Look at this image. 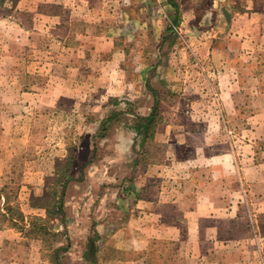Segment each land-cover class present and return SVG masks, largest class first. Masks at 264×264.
<instances>
[{"label": "rangeland", "instance_id": "rangeland-1", "mask_svg": "<svg viewBox=\"0 0 264 264\" xmlns=\"http://www.w3.org/2000/svg\"><path fill=\"white\" fill-rule=\"evenodd\" d=\"M147 3L153 4L0 0V194L6 200L4 206L0 199V208L21 229L22 264H56L63 254L54 252L55 245H66L63 235L39 229H58V220L46 223L34 215L35 205L45 206L50 193L61 192L57 179L83 176L82 190L69 185L66 194L88 197L90 189L100 196L108 188L104 176H111L113 193L136 159L128 144L134 140L139 152L145 142L120 136L118 126L95 138L111 96L102 77L70 70L89 59L98 67L111 43L116 50L138 48L141 31L148 33L144 45L156 50L154 21H126L152 18L153 8L144 15ZM164 22L162 51H183L177 21ZM181 79L160 87L166 118L138 156L140 169L158 167L148 195L160 192L162 200L153 205L158 216L151 210L140 218L144 224L132 222L137 231L141 224L145 241L123 254L124 264H264V87L261 104L228 111L201 80ZM206 95H213V104ZM4 226L11 223L0 217Z\"/></svg>", "mask_w": 264, "mask_h": 264}, {"label": "crops", "instance_id": "crops-1", "mask_svg": "<svg viewBox=\"0 0 264 264\" xmlns=\"http://www.w3.org/2000/svg\"><path fill=\"white\" fill-rule=\"evenodd\" d=\"M152 3L151 7L147 3L143 8L144 15L154 9L156 13L152 18H129L126 21H154L150 38L156 42V50H149L144 45L148 33L146 35L141 31L138 48L118 47L116 50L111 43L110 52L102 53L98 58L100 63H94L98 67H94L89 59L90 62L83 67L70 70L72 74L81 71L84 78L88 73L102 77L103 87L111 96L108 111L96 122L95 138L107 137L111 129L118 126L120 130L116 132L120 136L144 139L145 142L141 141L139 152V147L132 145L134 140L128 144L126 151L135 152L136 159L120 176L117 191L116 188L113 193L109 191L113 178L104 176L108 190L105 189L100 196L90 189L88 197L84 194L77 196L78 192L68 197L66 189L69 185L81 191L84 183L83 176L68 174L63 181L57 179L62 188L58 196L50 193L45 199V206L35 205L37 219H44L46 223L58 220L60 228L52 226L45 230L64 237L66 245H55L63 253L58 259L59 264H124L123 254L143 248L144 229H140V224L137 231L132 222L144 224V218H140H147L151 210H156L158 216L156 208L162 196L160 192L154 197L148 195L150 185L152 187L156 182L152 179L159 178V169L155 166L140 169L138 156L148 144L147 140L154 139L159 133V126L166 118L160 109L165 99L163 95L160 98L163 93L160 87L169 88L181 81V77L186 78V82L189 78L192 83L198 79L208 92H218L216 103L226 106L228 111L239 105L261 104L264 87V0H152ZM164 21H177L178 35L186 44L184 52L179 49L162 51L161 46L166 41ZM212 96L206 95L204 99L213 104L215 98ZM150 116L153 124L144 131L143 125L147 124ZM53 186L49 184L48 188ZM55 202L59 205L52 207ZM113 212L115 215L112 217L115 218L111 219L108 215ZM20 232L21 229L14 226L0 228V264H22Z\"/></svg>", "mask_w": 264, "mask_h": 264}, {"label": "trees", "instance_id": "trees-1", "mask_svg": "<svg viewBox=\"0 0 264 264\" xmlns=\"http://www.w3.org/2000/svg\"><path fill=\"white\" fill-rule=\"evenodd\" d=\"M168 29H171V27H168ZM146 123H147V124L143 125V130H144V131H145V130H148V128L151 126V124H153L152 121H151V116L147 118V122H146ZM2 198H4L2 203H3L4 206H6V205H5V203H6L5 196H1V194H0V199H2ZM57 205H59V203H56V202H55V203L52 204V207H54V206L56 207ZM52 207H51V208H52ZM51 208H50V209H51ZM3 210H4V209L0 208V217H1L3 220H4V219L8 220V221L11 223V226L17 227L16 222H15L14 220H12L10 217H8L7 213H6L5 211H3ZM7 217H8V218H7ZM39 229H40V230L43 229V230H44V234L47 233L46 230H45V228H43V227L40 226ZM60 250H62V249H61V248H56V249H54V252L56 253V252H58V251H60ZM55 263H56V264H59V263H58V258H56Z\"/></svg>", "mask_w": 264, "mask_h": 264}]
</instances>
